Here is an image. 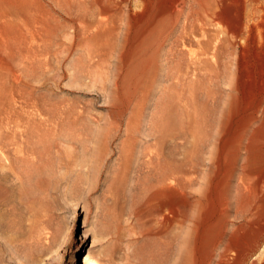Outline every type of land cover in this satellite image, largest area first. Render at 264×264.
I'll return each mask as SVG.
<instances>
[{
	"label": "rangeland",
	"instance_id": "obj_1",
	"mask_svg": "<svg viewBox=\"0 0 264 264\" xmlns=\"http://www.w3.org/2000/svg\"><path fill=\"white\" fill-rule=\"evenodd\" d=\"M51 1L0 0V264H210V244L222 236L232 239L230 259L262 264L261 223H245L232 211L223 214L221 205L226 188L234 202L247 138L255 147L246 164L249 174L264 178L260 109L248 128L252 135L247 129L239 146L255 69L248 65L243 72L238 64L240 44L247 48L245 62L252 64L263 42L264 29L253 28L249 16L261 13L264 0H128L123 6L130 14L125 8L111 15L114 28L91 42L102 49L105 73L96 77L74 74L77 59L85 57L78 47L57 53L47 65L29 63L31 22L40 17L63 22L67 16L64 4ZM86 1L79 0L72 12ZM170 2L178 7L173 16L167 15ZM206 7L216 14L207 18ZM90 9L96 11L89 19L98 20L97 9ZM127 21L132 22L124 28ZM170 24L174 35L164 38ZM53 39L69 44L74 37L60 26ZM188 52L212 68L191 66ZM72 106L84 111L76 122L64 114ZM158 151L187 185L188 204L182 203L181 190L167 189L160 169L148 164ZM263 190L254 202L264 210ZM175 209L184 212L179 225L173 222Z\"/></svg>",
	"mask_w": 264,
	"mask_h": 264
},
{
	"label": "bare ground",
	"instance_id": "obj_2",
	"mask_svg": "<svg viewBox=\"0 0 264 264\" xmlns=\"http://www.w3.org/2000/svg\"><path fill=\"white\" fill-rule=\"evenodd\" d=\"M48 1H51V0H47V2ZM54 3H52L53 5L55 4L56 6H59L61 3L62 4H64L65 5V9H66V17L64 18V20L61 18V20L63 21V22H59V21H57V20H55V21H49V20H46V19H44V18H41L40 17V19H34V21L33 22H31L32 24L30 25V27H29V25H28V29H27V33H28V35H29V37H30V39H29V48H28V52L26 53V54H29L30 55V60H31V62H29V60H28V62L31 64H33V66H36L40 61L44 64V65H47L48 64V61H49V59L51 58V57H54V55H56L57 53H59V52H63V51H70L71 49H73L74 47H78V48H81L82 49V52H85V57L84 58H82V57H80L79 59H77L78 61H77V65H76V68L75 69H73L74 70V74H79V76L80 77H82V76H91L92 74H93V76L94 77H96L95 76V74H100V75H103L105 72H104V70H103V74H102V72H101V67H102V62H101V55H102V49H99L100 47H97V46H94V45H92L91 44V42H92V40L96 37V35L99 33V32H109V30L110 29H112V28H114V26H113V21H110V18H111V15H114V14H118V13H121L122 11H124V9H125V11H126V14H130L129 13V9H128V7H125L124 8V4H126L127 3V1L128 0H106L105 2H103V1H101V0H90V2L89 3H87V1L86 2H83V7L81 8L80 7V9L78 10L77 8V10H76V12H75V14L72 12L73 10H72V6H74V5H76L77 6V3L79 2V0H52ZM51 1V2H52ZM89 1V0H88ZM168 1V0H167ZM170 1V0H169ZM181 1H183V0H173V2H181ZM206 1V0H205ZM217 1V0H216ZM225 1V0H224ZM241 1V0H240ZM250 1V0H249ZM262 1V0H261ZM140 2H141V0H140ZM139 2V4L141 5V3ZM155 2V1H154ZM173 2H170V6H168V12H167V15L168 14H170V16H173L174 15V13H175V11H177V5L175 4V3H173ZM187 2H189L188 0H187ZM212 2V1H211ZM220 2H221V0H220ZM226 2V1H225ZM225 2H223V5H224V3ZM243 2H244V4L246 3L244 0H243ZM25 3H26V1H25ZM50 3V2H49ZM136 3V2H135ZM145 3H147V2H145ZM203 3V2H202ZM208 3V2H207ZM207 3H206V6H207ZM219 3V2H218ZM264 3V2H263ZM263 3L259 6V9H260V11H261V13H256L255 15H251V16H249V18H251V20H252V18H254L253 20H255V24L254 25H252V27L253 28H257V29H259V28H261V30H263L264 29V25L262 26L261 24H264V5H263ZM51 3H50V5H52ZM153 4V3H152ZM168 4V3H167ZM197 4V3H196ZM240 4H242V2L240 3ZM29 5V4H28ZM79 5V4H78ZM154 5V4H153ZM162 5H164V4H162ZM166 5V4H165ZM199 5V4H198ZM204 5V4H203ZM215 5V4H214ZM252 5V4H251ZM62 6V5H61ZM79 6H81V4L79 5ZM138 6V5H137ZM148 6V5H147ZM160 6V5H159ZM211 6V5H210ZM222 6V5H221ZM248 6V5H247ZM92 8L93 9V7H95L96 9H97V11H98V15L100 16V18L98 19V20H95L94 18H93V20H91V19H89V17L90 18H92V16H94L93 15V13L95 14V11L94 10H91L90 8ZM131 7V6H130ZM142 7V6H141ZM149 7H150V5H149ZM180 7V6H179ZM208 7V6H207ZM206 7V8H207ZM33 8V7H32ZM60 8V7H59ZM63 8L64 7H62V10H63ZM143 8H145V7H143ZM142 8V9H143ZM166 8V7H165ZM55 9H56V7H55ZM148 9V8H147ZM160 11H161V6H160ZM159 9H158V11H159ZM164 9V7H162V10ZM59 10V9H58ZM132 10V9H131ZM144 10V9H143ZM157 10V9H156ZM155 10V11H156ZM189 10V9H188ZM219 10V9H218ZM220 10H221V8H220ZM223 10V9H222ZM65 11V10H64ZM154 11V10H153ZM179 11V10H178ZM215 10H213V9H211V7L210 8H207V9H205L204 10V14L206 15V17L207 18H209V17H213V14L216 12H214ZM31 12V11H30ZM37 12V11H36ZM54 12V11H53ZM57 13H58V11H56ZM62 12V11H61ZM60 12V13H61ZM78 12H81V14L79 13L78 14ZM133 12V11H132ZM136 12H137V10H136ZM162 12V11H161ZM189 12V11H188ZM199 13L201 12V11H198ZM220 12V11H219ZM251 12V11H250ZM63 13V12H62ZM134 13V12H133ZM132 13V14H133ZM159 13V12H158ZM157 13V14H158ZM165 12H163V14H164ZM178 13V12H177ZM176 13V14H177ZM183 13V12H182ZM198 13V14H199ZM212 13V14H211ZM223 13V12H222ZM147 14V13H146ZM154 14H156V13H154ZM194 14H196V13H194ZM216 14V13H215ZM28 15V14H27ZM38 15V14H37ZM36 15V16H37ZM40 15V14H39ZM164 15H166V14H164ZM163 16V15H162ZM182 16V15H181ZM216 16H218V14L216 15ZM4 17V16H3ZM95 17V16H94ZM130 17V16H129ZM156 17V16H155ZM158 17V16H157ZM159 17H161V14H160V16ZM169 17V16H168ZM196 17H199L198 15L196 16ZM247 17V16H246ZM1 18H2V16H1ZM33 18V17H32ZM166 18V17H165ZM186 18V17H185ZM216 18V17H215ZM224 18V17H223ZM241 18V17H240ZM239 18V19H240ZM11 19V18H10ZM172 19V18H171ZM214 19V18H213ZM60 20V19H59ZM169 19H167V21H168ZM173 20H174V17H173ZM196 20H198V18L196 19ZM207 20V19H206ZM216 20L217 19H215L214 20V23L216 22ZM224 20H226V19H224ZM5 21H7L6 19H5ZM152 21V20H151ZM202 21V20H201ZM240 21H241V19H240ZM248 21H249V19H248ZM116 22V21H115ZM132 21H127V22H125L124 23V28H126V27H128V25L130 26V23H131ZM173 21H171V23H172ZM198 22V21H197ZM207 22V21H206ZM217 22H218V20H217ZM217 22L215 23V24H217ZM226 22H228V21H226ZM242 22V21H241ZM133 23H135V19H134V22H132V24ZM154 23H155V21H154ZM218 23H220V22H218ZM222 23V22H221ZM229 23V22H228ZM252 23V22H251ZM22 24V23H21ZM184 24H186V22L184 23ZM207 24H209V23H207ZM207 24H205V26H204V28L207 26ZM23 25V24H22ZM188 25V24H187ZM222 25H223V23H222ZM226 25V24H225ZM237 25V24H236ZM16 26V25H15ZM25 26V25H24ZM60 26L61 27H68V28H70L71 30H72V34H73V37H74V40L71 42V43H69V44H57L55 41H54V36H55V34L60 30ZM136 26V25H135ZM147 26V25H146ZM146 26H144V27H146ZM151 26H154V25H151ZM167 26V25H166ZM165 26V27H166ZM193 26V25H192ZM210 26V25H209ZM208 26V27H209ZM217 26V25H216ZM215 26V27H216ZM224 26V25H223ZM222 26V27H223ZM246 26V25H245ZM132 27H133V25H132ZM200 27V26H199ZM229 27V26H228ZM232 27V26H231ZM242 27V26H241ZM240 26H239V28H241ZM5 28V27H4ZM26 28V27H25ZM146 28H148V27H146ZM186 28V27H185ZM203 28V27H202ZM217 28V27H216ZM243 28V27H242ZM247 28V27H246ZM3 29V28H2ZM136 29V28H135ZM167 29V28H166ZM209 29V28H208ZM219 29H221V28H219ZM223 29H224V27H223ZM245 29V28H244ZM248 29H249V27H248ZM17 30H19V28L17 29ZM210 30H211V28H210ZM225 30V29H224ZM223 30V31H224ZM230 30V29H229ZM250 30V29H249ZM249 30H248V32H249ZM22 31V30H21ZM133 31V30H132ZM174 31V26H173V24L171 25H169V28L167 29V35H166V37H164V38H168V36H170V35H174L173 32ZM176 31V30H175ZM192 31V30H191ZM218 31V30H217ZM222 31V32H223ZM257 31V30H256ZM135 32V31H134ZM209 32V31H208ZM225 32V31H224ZM228 32H230V31H228ZM245 32V31H244ZM244 32L242 31L241 33H242V35L241 34H239V37H240V35L242 36V40H243V42L245 43L246 42V40H247V38H246V36H244ZM133 33V32H132ZM152 33V32H151ZM207 33V32H206ZM215 33V32H214ZM233 33H234V31H233ZM261 33V32H260ZM201 34V33H200ZM217 34V33H216ZM235 34V33H234ZM68 35H70V34H68ZM132 35V34H131ZM144 35H146V34H143V36ZM192 35V34H191ZM206 35V34H205ZM208 35V34H207ZM210 35H212V31H211V34ZM226 35V34H225ZM252 35V34H251ZM17 36V35H16ZM147 36V35H146ZM218 36V35H217ZM224 36V35H223ZM155 37V36H154ZM171 37V36H170ZM186 37V36H185ZM219 37V36H218ZM217 37V38H218ZM233 37H235V35L233 36ZM239 37H238V39H239ZM249 37V36H248ZM252 37H253V35H252ZM262 37H264V35H262ZM20 38V37H19ZM162 38V37H161ZM164 38H163V40H164ZM210 38V37H209ZM211 38H214V37H211ZM216 37H215V39H217ZM230 38V37H229ZM256 38H258V37H256ZM260 38V37H259ZM145 39V38H144ZM150 39V38H149ZM215 39L213 40V41H215ZM234 39V38H233ZM236 39H237V36H236ZM238 39H237V41H238ZM241 39V38H240ZM239 39V40H240ZM146 40V39H145ZM155 40V39H154ZM154 40H153V42H154ZM187 40V39H186ZM225 40V39H224ZM253 40H254V38H253ZM260 40V39H259ZM262 40V39H261ZM26 41H27V39H26ZM149 41V40H148ZM199 41V40H198ZM213 41H212V43H213ZM218 41H219V38H218ZM236 41V40H235ZM250 40H248V42H249ZM263 42L262 43H259L258 45H257V51L255 50V54H252L253 56H254V62L252 61V64H249L248 63V61L247 62H245V60H244V50H245V46L243 45V44H240V43H243V42H238L239 44H240V53H239V69H240V71H243L244 69L246 70V68H247V66L249 65H252V66H254V72H253V74L251 75V77L253 78V80H252V78L251 79H249L250 81H254V82H252V83H254V88H253V90L251 91V92H249L250 91V89H249V93H248V95L246 94L247 92H245V94H246V98L245 97H243V98H245L246 99V107L247 108H251V110L249 111V113L246 115V117L245 116H243L244 118H243V120H241L242 121V126L244 127H241V125H240V129L242 130V128H243V133H242V135L240 136V138H239V143H240V147H242L243 146V144L241 145V142L242 143H244V139H246L245 137H248V136H245L246 135V133H247V129L249 128V127H251V126H254L253 125V123L255 122V120H256V118H258V116H257V111H259V109H260V111L262 112V116H260V125H258L262 130H263V126H264V38H263V40H262ZM138 42V41H137ZM147 42V41H146ZM152 42V43H153ZM157 42V41H156ZM168 42V41H167ZM167 42L165 43V44H167ZM217 42V41H216ZM222 42V41H221ZM252 42V41H251ZM169 43V42H168ZM175 43V42H174ZM198 43V42H197ZM238 43H236V44H238ZM141 44V43H140ZM147 44V43H146ZM238 44V45H239ZM247 44V43H246ZM245 44V45H246ZM138 45V44H137ZM150 45V44H149ZM162 45H163V43H162V41H161V44H160V48H158V52H156V55H155V57H154V59H155V62H157L158 61V59L160 58V53H161V51H163L162 50ZM201 45L202 44H200V47H201ZM254 46V45H253ZM20 47V46H19ZM22 47V46H21ZM26 47V46H25ZM53 47H57L56 49H54ZM135 47V46H134ZM141 47H142V45H141ZM154 47V46H153ZM144 48H145V46H144ZM148 48V47H147ZM188 48H190V47H188ZM203 48V47H202ZM201 48V49H202ZM205 48H207V47H205ZM252 48H254V47H252ZM26 49V48H25ZM80 49V50H81ZM215 49H216V47H215ZM247 49V48H246ZM171 50V49H170ZM174 50V49H173ZM203 50V49H202ZM250 50L251 49H249L248 51L250 52ZM189 51H190V49H189ZM206 51V50H205ZM211 51V50H210ZM209 51V52H210ZM196 52V51H195ZM212 52V51H211ZM216 52V51H215ZM215 52H213V53H210L211 54V59L214 61V58L216 57V53ZM238 52H239V50H238ZM146 53V52H145ZM166 53H167V51H166ZM25 54V55H26ZM136 54V53H135ZM206 54V52L204 53V55ZM208 54V53H207ZM124 55H126V54H124ZM128 55H129V53H128ZM137 55V54H136ZM152 55V54H151ZM188 57H189V59H188V62H189V64L191 65V66H196V65H198V64H201V63H203V65H206L207 67H211L210 65H209V61L208 60H202L201 58V60H199V59H196V60H194L193 58H192V54L190 53V52H188ZM209 55V54H208ZM207 55V56H208ZM135 56V55H134ZM138 56V55H137ZM141 56V55H140ZM146 56V55H145ZM252 56V57H253ZM97 58L96 59V63H98L96 66H95V64L93 63V61L95 60L94 58ZM219 57V56H218ZM217 57V58H218ZM250 57V56H249ZM249 57L247 58V59H249ZM139 58V57H138ZM148 58H150V57H148ZM171 58V57H170ZM245 58V59H246ZM27 60V59H26ZM151 62H152V60H150ZM249 61H251V60H249ZM211 63H212V61H210ZM215 64V63H214ZM31 66V65H30ZM215 66H216V64H215ZM249 66H248V68H249ZM32 67V66H31ZM157 67V66H156ZM198 67H199V65H198ZM205 67V66H204ZM212 68V67H211ZM250 68H251V66H250ZM34 69V68H33ZM206 70H207V68H205ZM196 69H194V71H195ZM240 71H238V72H240ZM246 71H248V70H246ZM252 71V70H251ZM244 72V71H243ZM240 73H242V72H240ZM246 73V72H245ZM244 73V74H245ZM194 74V73H193ZM243 74V75H244ZM249 74V73H248ZM240 76H242V75H240ZM248 76V75H247ZM97 78H101V77H97ZM240 78H242V77H240ZM244 81V80H243ZM240 93H241V91H240ZM243 94V93H242ZM245 101V100H244ZM242 103V102H241ZM244 103V102H243ZM245 104V103H244ZM242 109L243 110H245V108H243L242 107ZM62 111H64V110H61V112ZM243 112V111H242ZM83 113H84V111L83 110H80V111H78V112H76V110H75V108H74V106H72V107H69L68 109H66L65 110V112H64V114L70 119L71 118V122H76L79 118H81L82 117V115H83ZM244 113V112H243ZM242 113V114H243ZM241 117H242V115H241ZM255 126H256V124H255ZM257 126V127H258ZM260 128L258 129V131L257 132H259V130H260ZM239 129V128H238ZM252 129V128H251ZM255 129H257V128H255ZM248 130H250V129H248ZM254 130V129H253ZM252 130H250V132H251ZM239 132H241L240 130H239ZM263 134V133H262ZM238 135V134H237ZM237 135L235 136L236 138H237ZM251 135H252V132H251ZM251 135H250V138H251ZM239 136V135H238ZM254 136V135H253ZM235 137H233V138H235ZM258 137V136H257ZM252 138H254V137H252ZM251 138V139H252ZM262 138V137H261ZM258 140V138H255V139H253L254 141L255 140ZM247 140V142L244 144V149H245V151L244 152H246V158H245V161H244V157H243V161L245 162V164L242 166V168H240V169H242L241 170V174H240V176H239V182H238V184L237 183H235V184H237V186H236V188H234L235 187V185H234V187H233V189L235 190H233L234 192V202L232 203L230 200H229V197L228 196H226V193L228 192V188H226V190H223V192H222V194H224L225 196H222L223 197V200H222V211L223 212H221V213H223V214H228L229 212H231V215L233 214V212H234V215L236 216V217H239V218H241L242 219V221H244L245 223H247V222H250V221H253V220H258L261 224H260V226H261V232H260V235L263 237L264 236V210L262 209V207H263V205H262V207H261V205H259V204H256L255 202H254V198L257 196H260L259 194V192L264 188V178H254V177H252L250 174H249V171H248V165H246L247 163H248V160H249V157H250V154H251V151H253L254 149H255V147H254V149L252 150V144H253V142L250 140V139H246ZM261 140V139H260ZM235 141H237V140H235ZM221 142V141H220ZM261 142V141H260ZM259 142V143H260ZM228 143V142H227ZM255 143V142H254ZM262 143H263V140H262ZM262 143H260V144H262ZM232 143H230V145H231ZM256 145V144H255ZM254 145V146H255ZM231 147V146H230ZM257 147H260V146H258V142H257ZM256 147V148H257ZM262 147V146H261ZM4 148V147H3ZM220 148V147H219ZM232 148V147H231ZM6 149V148H5ZM259 149V148H258ZM235 150V149H234ZM255 151H257V150H255ZM254 151V152H255ZM231 152H232V150H231ZM258 152V151H257ZM260 152V151H259ZM263 152V151H262ZM167 153V152H166ZM256 153V152H255ZM154 155L149 159V161H148V164L151 166V165H153V164H155L159 169H160V171H161V173H162V175H163V182H164V186L167 188V189H169V190H172V189H180L181 190V194L183 195H181L182 197H183V199H182V203L184 204V205H186V204H188V202H189V194L186 192V189H187V185L185 184V183H183L182 181H180L179 179H177L176 178V176L174 177V171H173V167H171V163H169V161L168 160H166V159H164V157H163V154L160 152V151H158V152H156V153H153ZM232 154V153H231ZM238 155V154H237ZM237 155H236V157H237ZM253 155L255 156V154L253 153ZM221 156V155H220ZM260 156V155H259ZM227 157V156H226ZM232 158L234 157V156H231ZM154 158V159H153ZM163 158V160H161ZM252 158H253V156H252ZM251 158V159H252ZM262 158V157H261ZM155 159H156V162H155ZM228 159H229V157H228ZM227 159V160H228ZM235 159V158H234ZM258 160H259V158H257ZM231 160V159H230ZM161 161H165V163L163 164V162H161ZM173 162V161H172ZM246 165V166H245ZM249 166H250V164H249ZM225 167V166H224ZM238 167V166H237ZM153 168V167H152ZM223 169V168H222ZM225 169H226V167H225ZM236 169V168H235ZM250 169V168H249ZM223 172V171H222ZM226 173H227V171H225ZM225 172H223V173H225ZM252 173V172H251ZM228 174V173H227ZM159 175V174H158ZM221 175H223V174H221ZM229 175V174H228ZM233 175H235V174H233ZM239 175V174H238ZM255 175V174H254ZM257 176V175H256ZM231 177V176H230ZM261 177V176H260ZM221 179V178H220ZM236 179H238V177L236 178ZM229 181V180H228ZM236 182H237V180H236ZM220 184V183H219ZM231 184V183H230ZM214 185V184H213ZM217 185H218V183H217ZM221 185H222V182H221ZM219 187V186H218ZM224 188V187H223ZM164 190V189H163ZM179 190V191H180ZM213 190V189H212ZM218 191V190H217ZM264 191V190H263ZM165 192H167V191H165ZM171 192V191H170ZM207 192V191H206ZM229 193H232V192H229ZM259 193V194H258ZM258 194V195H257ZM209 195V194H208ZM232 195V194H231ZM207 196V195H206ZM214 196V195H213ZM259 198V197H258ZM232 199V198H231ZM260 199V198H259ZM191 200V199H190ZM233 200V199H232ZM261 201V200H260ZM215 202V201H214ZM219 202V201H218ZM258 202V201H257ZM217 203V202H216ZM215 204V203H214ZM180 205H182L181 203H180ZM183 206V205H182ZM181 206V207H182ZM200 206H202V205H200ZM220 206V207H221ZM219 207V206H218ZM207 208V207H206ZM177 209V208H176ZM173 210V212H172V217H173V219L175 220V221H173V220H171V221H173V222H176L177 223V225H179V224H181V222L184 220V218H185V216H184V212L182 213L181 212V210L179 211V210ZM179 209V208H178ZM172 210V209H171ZM169 211V210H168ZM164 214V213H163ZM233 215V216H234ZM161 216H162V213H161ZM160 216V217H161ZM224 216V215H223ZM234 216V217H235ZM163 217H164V215H163ZM166 218V217H165ZM170 218V217H169ZM224 218V217H223ZM227 218V217H226ZM231 218H233L232 216H231ZM222 219V218H221ZM237 219V218H236ZM164 220V219H163ZM187 220V219H186ZM185 220V221H186ZM226 221H228L227 219H226ZM239 221H241V220H239ZM193 223H195V222H193ZM226 223V222H225ZM241 223V222H240ZM175 224V223H174ZM222 224V223H221ZM226 224H228V222L226 223ZM227 226V225H226ZM224 227H225V225H224ZM225 230V229H224ZM224 233V232H223ZM222 235V234H221ZM231 235V234H230ZM226 238H227V235H226ZM260 238V237H259ZM258 241V240H257ZM261 241V240H260ZM259 241V242H260ZM210 251H209V256H208V262L211 264V262L214 260V257L216 256V253L218 252V250H220L219 251V253H217V256H218V261L216 262V264H245L244 263V261L242 260V258L241 259H239V257L237 258H232V259H230L229 258V256H231L230 254H231V251H235V249H234V246H233V244H232V239H230V237L228 238V239H225L223 236L222 237H220V238H218L217 240L215 239V241H213L211 244H210ZM209 249V248H208ZM233 255V254H232ZM237 255V254H236ZM235 255V256H236ZM234 256V255H233ZM244 260H245V258H243ZM246 261V260H245ZM249 264H257V262H250ZM262 264H264V262H262Z\"/></svg>",
	"mask_w": 264,
	"mask_h": 264
}]
</instances>
